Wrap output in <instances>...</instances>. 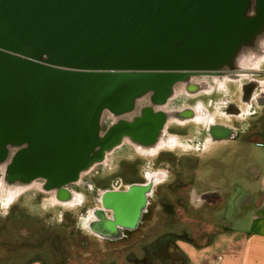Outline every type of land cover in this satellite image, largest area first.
Returning <instances> with one entry per match:
<instances>
[{"label":"water","instance_id":"water-1","mask_svg":"<svg viewBox=\"0 0 264 264\" xmlns=\"http://www.w3.org/2000/svg\"><path fill=\"white\" fill-rule=\"evenodd\" d=\"M262 29L264 0H0V152L27 143L20 172L47 178L62 199L102 144L105 109L124 114L172 81L157 74L226 70ZM146 192L105 191L116 216L93 230L136 228Z\"/></svg>","mask_w":264,"mask_h":264},{"label":"rangeland","instance_id":"rangeland-1","mask_svg":"<svg viewBox=\"0 0 264 264\" xmlns=\"http://www.w3.org/2000/svg\"><path fill=\"white\" fill-rule=\"evenodd\" d=\"M227 69L241 76L234 78L230 72L220 76L217 75L220 72H215L213 77H202L198 82L202 87L194 95L185 88V84L180 83L174 89V101H183L185 105L209 101L212 103L211 109L217 113L220 101H240L243 83L249 79L264 81V29L252 41L240 47L233 64ZM105 116L109 124L112 118L108 116H113L108 109L102 112V119ZM26 147L27 143L13 144L7 158L9 164L24 166L18 160V154ZM257 148L250 145L251 154L258 151ZM242 152L247 150H240L233 157L226 156L224 161L213 163L218 178L221 177L223 185H226L225 204L221 209L212 210L214 220L221 217L233 222L236 218L238 199L242 197L245 187L249 186V178L255 168L243 158ZM126 156L141 158L124 145L116 150L106 148L102 160L95 161L90 169L81 173L80 180L70 185L71 195L67 199H59L55 188L49 186L48 179L43 177L32 178L27 184L20 183V189L13 188L5 180V168L1 167L0 264H25L33 260H41L44 264H173L127 261L143 260L146 256L144 249H149L164 232L175 231L186 236L189 233L202 240V231L209 223L208 212L213 207L208 203L192 205L189 202L184 186L191 177L184 174L171 191L165 184L158 186L157 192L161 198L154 197L152 212L146 215L139 229L129 233L127 238L109 241L92 233L87 227L93 218L92 210L101 205L102 193L112 188L116 179L121 182L120 178H124L126 171L123 161ZM184 169L188 172V168ZM171 206L175 207L173 215L161 213L169 211Z\"/></svg>","mask_w":264,"mask_h":264},{"label":"flooded vegetation","instance_id":"flooded-vegetation-1","mask_svg":"<svg viewBox=\"0 0 264 264\" xmlns=\"http://www.w3.org/2000/svg\"><path fill=\"white\" fill-rule=\"evenodd\" d=\"M225 72L226 70H222L216 74L221 76ZM213 73L215 72L183 71L157 74L155 77L159 81H163L164 78H168V80L172 78V81L170 83L159 82V84L151 86L148 90L156 89L162 95L165 89L171 88L173 89V95L169 98H166L164 101H156V104L149 101V98L146 101H134L133 105L124 112L121 119H118L115 113L109 110L113 116H108V118H112L109 124L105 121L107 117L105 116L102 119L101 114L98 127L101 145H104V147L108 146L112 150H116L124 145L128 151L141 156V158L137 157L135 159L126 156L124 158L125 161H123V168L126 171L124 178H120L121 182L116 179V183L114 184L115 181L113 182L112 188L110 187L105 191H125L130 190L133 186H142L147 188V192L145 194V209L136 228L130 229L119 226L118 231L120 235L109 237L102 236L93 230V226L102 216L110 220L116 216V212L113 209L103 206L102 195L104 191L100 198L101 205L92 210L93 218L87 223V227L93 234L109 241H119L127 238L129 233L139 229L146 215L152 212L151 205L154 202V197L155 199L161 198L157 192L158 186L165 184L171 191V189L180 183V176L183 174L191 177L189 183H186L184 188L192 205H197L200 202L201 204L217 203L221 199L222 194L217 190L199 191L193 181V173L191 176L189 172H185V169L181 171L180 167L192 168L193 170L196 165L194 163L195 150H205L208 147V138L211 135L222 137L226 136L229 131L222 125H211V114L207 106V108H202L200 106L201 103L198 102L185 105V102L182 103L183 101H174V89L178 84L186 82L185 88L189 87L191 94L193 93L192 95H194V92L198 91V88H201L198 83L201 82L200 79L202 77H213ZM230 75L234 78L240 76L237 73ZM139 76L141 75H126L127 78L131 79L138 78ZM263 83L264 81L261 82L256 79H249L243 83L240 101H257L261 105H264ZM147 96L146 93L143 98ZM222 103L223 101H220V110L227 111V107L223 106ZM208 106L211 107V104ZM230 107L233 108V106ZM197 114L205 115V120L208 118V123L202 124L203 127L198 134L195 132V123L197 122L195 118ZM251 114L256 115L257 111L253 109L251 110ZM251 127L252 124H245V133ZM237 132L238 130H233L229 134L236 135ZM101 149L100 147L99 150L104 155L105 150ZM196 159L198 160V158ZM78 180L63 184V191L60 193L62 199L70 197V185L76 183ZM161 206L163 207V204ZM173 210L175 211V207L171 206L169 211H162L161 213L173 215L175 213Z\"/></svg>","mask_w":264,"mask_h":264},{"label":"crops","instance_id":"crops-1","mask_svg":"<svg viewBox=\"0 0 264 264\" xmlns=\"http://www.w3.org/2000/svg\"><path fill=\"white\" fill-rule=\"evenodd\" d=\"M230 71L233 72L226 70ZM198 103L210 110L212 126L222 125L229 132L238 130L236 135L228 131L222 137L211 135L205 150H195L194 169H188L191 176L193 173V181L199 191L217 190L222 197L217 203H208L213 208L208 212L209 223L202 231V240L189 233L186 236L175 231L164 232L149 249H144L146 256L143 260L131 259L127 263L264 264V105L257 101H223L227 111L219 109L217 113L208 106H212L209 101ZM253 109L257 111L256 115L251 114ZM204 116L197 114L195 118L196 134L203 123H208V118L205 120ZM249 123L252 127L245 133L244 125ZM250 145L259 147L258 151L251 154ZM228 150L230 155L227 154ZM240 150H247L241 153L243 158L255 165L249 178L250 184L238 199L240 202L237 203L235 220L231 222L221 217L214 220L212 210L221 209L225 204L226 185H223L221 177L218 178L213 163L224 161L226 156L233 157ZM180 170L184 171V168L180 167ZM218 175L221 176L220 173ZM25 264L44 263L33 260Z\"/></svg>","mask_w":264,"mask_h":264},{"label":"bare ground","instance_id":"bare-ground-1","mask_svg":"<svg viewBox=\"0 0 264 264\" xmlns=\"http://www.w3.org/2000/svg\"><path fill=\"white\" fill-rule=\"evenodd\" d=\"M183 84H186V82H184ZM199 87H202V85H199ZM188 89H189V87H188ZM199 89L200 88H198V90ZM147 91L143 92L142 94L137 95L134 98V101L142 100L143 96L146 95V93H147V95H148L147 98H149L148 100L152 101L153 104H156V101H164V100H166V98H169L171 95H173V89H171V88L165 89L163 92L164 94H162V95L156 89H151V90H147ZM115 116L118 119H121L123 114H115ZM11 146H13V143L6 144L3 151L0 152V168L1 167L5 168L6 173H5L4 177H5V180L7 181V183H9L13 188L17 187L16 189H20V185H19L20 183L27 184L26 182H29L32 179H28L27 177L24 176V172H20V170H22V168H23L22 166L16 165V163L15 164L14 163L9 164V160H7V158L9 155V151L11 152ZM100 147L102 148L101 150H103V151L106 148H108V149L110 148L108 146L104 147V145H101ZM103 157H104V155L102 154V151L100 152V150L96 151L94 154L91 153L89 163L83 169V171L90 169V167L93 165V163L95 161L98 162V161L102 160ZM18 169H19V171H18ZM17 185H19V186H17ZM53 187L55 188V186H53ZM45 189H47L46 186H45ZM55 191H56V189H55ZM13 194L14 193H12L10 195V200L12 199Z\"/></svg>","mask_w":264,"mask_h":264}]
</instances>
